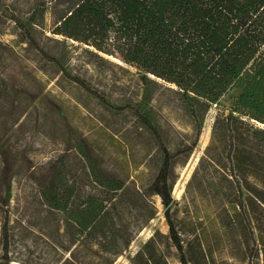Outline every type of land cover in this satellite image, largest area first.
I'll list each match as a JSON object with an SVG mask.
<instances>
[{
    "label": "trees",
    "instance_id": "16d2710c",
    "mask_svg": "<svg viewBox=\"0 0 264 264\" xmlns=\"http://www.w3.org/2000/svg\"><path fill=\"white\" fill-rule=\"evenodd\" d=\"M50 2L55 17L51 32L102 53L118 54L141 72L175 85L171 89L187 101L195 129L191 142L185 137L171 152L157 126L142 116L141 126L162 154L159 171L145 189L101 174L80 148L81 155H87L90 187L82 198L75 186L68 185L65 164L57 166L62 157L52 163L51 180L40 183L39 197L57 224L51 237L56 253L63 254L61 264H115L156 216L154 196L164 207L168 232L156 229L132 251L128 264H171L174 251L181 264H233L219 255L222 239L230 234L231 254L255 264L264 252V0ZM45 4L35 0L32 11L25 12H31L28 23L44 27ZM15 19L34 48L58 61L40 46L28 23ZM143 79L158 83L147 76ZM73 80L106 101L79 79ZM238 87L241 91L231 104L215 116L211 140L184 196L194 188L209 202L219 219L210 238L202 223L179 217L181 208L172 194L176 159L188 157L196 148L211 105H220L223 96ZM185 205L195 204L185 199ZM13 238L8 216L2 223L0 264H19L10 254Z\"/></svg>",
    "mask_w": 264,
    "mask_h": 264
},
{
    "label": "rangeland",
    "instance_id": "374dc122",
    "mask_svg": "<svg viewBox=\"0 0 264 264\" xmlns=\"http://www.w3.org/2000/svg\"><path fill=\"white\" fill-rule=\"evenodd\" d=\"M45 1L48 11L44 27L27 20L31 12H25L32 11L35 0H1L0 5V252L2 223L9 216L14 226L10 254L19 264H61L64 259L63 254L56 253L51 237L57 228L55 219L39 197L40 183L51 180L54 161L62 157L63 163L58 161L57 166L65 164L68 185L75 186V193L82 198L90 190L87 155L101 174L145 189L159 171L162 154L155 139L141 126L142 116L157 126L171 152L185 137L190 142L195 138L187 101L171 89L175 85L141 72L118 54L102 53L84 42L54 34L52 3ZM15 17L28 23L40 46L58 61L49 60L21 35ZM73 78L104 97L106 103ZM240 91V87L234 88L223 96L220 105H211L196 148L188 157L176 159L172 194L181 208L179 217L202 223L210 238L219 219L209 202L197 196L194 188L187 198L184 196L211 140L216 114ZM153 198L156 216L115 264H128V256L156 229L168 232L161 200ZM185 199L195 205L187 207ZM230 236L222 239L219 255L233 264H247L231 254ZM170 262L181 264L176 251ZM255 264H264L263 251Z\"/></svg>",
    "mask_w": 264,
    "mask_h": 264
},
{
    "label": "built area",
    "instance_id": "2783aa9c",
    "mask_svg": "<svg viewBox=\"0 0 264 264\" xmlns=\"http://www.w3.org/2000/svg\"><path fill=\"white\" fill-rule=\"evenodd\" d=\"M215 105H217V103H214Z\"/></svg>",
    "mask_w": 264,
    "mask_h": 264
}]
</instances>
